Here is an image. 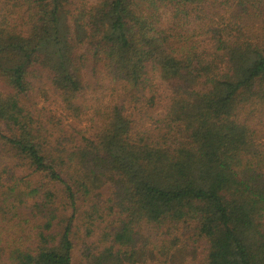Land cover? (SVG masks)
Segmentation results:
<instances>
[{
    "label": "trees",
    "instance_id": "1",
    "mask_svg": "<svg viewBox=\"0 0 264 264\" xmlns=\"http://www.w3.org/2000/svg\"><path fill=\"white\" fill-rule=\"evenodd\" d=\"M260 124L264 0H0V264H264Z\"/></svg>",
    "mask_w": 264,
    "mask_h": 264
},
{
    "label": "rangeland",
    "instance_id": "2",
    "mask_svg": "<svg viewBox=\"0 0 264 264\" xmlns=\"http://www.w3.org/2000/svg\"><path fill=\"white\" fill-rule=\"evenodd\" d=\"M160 82H163V81H160ZM160 86H161V90H159V91L162 93H166L167 90H169L168 84H166V83H161ZM258 129H262L263 134H264V126L262 124H260L258 126ZM199 242L201 245L199 246V251H198V254L196 255V257H194V258L187 257L185 259L184 264H204V259H205V254H206V250H205L206 243L202 240H200ZM144 264H156V263L146 262Z\"/></svg>",
    "mask_w": 264,
    "mask_h": 264
}]
</instances>
